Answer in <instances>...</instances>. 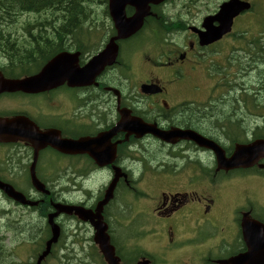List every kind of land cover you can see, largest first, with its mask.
Returning <instances> with one entry per match:
<instances>
[{"label": "flooded vegetation", "instance_id": "obj_1", "mask_svg": "<svg viewBox=\"0 0 264 264\" xmlns=\"http://www.w3.org/2000/svg\"><path fill=\"white\" fill-rule=\"evenodd\" d=\"M33 1L36 0H24L27 8L26 20L18 21L20 26L14 28L11 36L23 40L22 50H7L3 55L8 57L10 62L0 64V69H5L11 77H16L17 71L26 72L31 67L35 68L36 62L60 52L80 53L79 64L83 67L116 36V33L111 32V26L108 31H80L76 26L80 21L111 24L108 9L110 0H55L56 6H49L48 10L41 7L38 11H33V5H39ZM243 1L251 3L252 10L241 14L235 20L231 34L208 46L201 45L198 33L191 30L193 26L204 30L203 20L207 12L201 14V20H193V10L190 6L197 4V0H171L152 7L148 23L157 25V28L151 27V31L117 42L119 54L116 63L106 68L90 86L72 88L65 83L49 88L34 98H23L12 92L0 94V115L3 118L27 117L34 121L42 132H60L62 137L73 139L93 138L87 147H118V152L113 156L115 161L105 167L98 164L96 152L94 155H76L71 163L67 162V166H64L62 160H56L55 166L58 170H50L52 173L47 171L41 159L36 169L37 176L50 185L52 192L50 195L26 194L38 207L33 210L35 212L32 217L33 208L24 209V206L20 205L22 208L10 224L16 231L19 229L20 236L46 228L48 216L55 211V203L80 205L96 213L108 186L119 177L114 198L103 212L109 232L113 229L112 222H115L118 215L123 229V211L117 214L114 212V205L121 194L123 195L124 187L127 196L134 194V204H126L127 208L125 205L130 220V225L126 227L140 228L138 222L141 221L138 220L151 221L148 227H156L154 230L159 234L155 239H148V243L159 245L160 241L161 245L158 249H155V246L151 249L149 245L147 250H157L162 256L170 255L171 259H165L163 264H220L222 260L231 259L246 250L241 225L244 215L248 213L252 216L253 211L248 208L235 209L224 215L219 210L220 196L216 195L218 191L214 193L213 188L212 191L208 190L207 185L208 182L213 185H221L222 181L236 182L240 175H243L240 170L223 171L220 175L215 174V170L208 173L204 170L207 166L200 159L185 160L178 170H174L172 161L159 162L157 157H154L134 165L132 169H126L128 176L125 175L123 180V117L119 113L123 106L139 113L143 103L146 109L138 116L147 122L167 131L175 127L190 129L193 127L194 116H201V113L192 110L191 96L173 98L170 89L176 86L175 78H189L188 82L191 84L192 73L199 70L200 82L204 85L202 70L207 78L214 72H220V79L223 78L227 82L243 77L241 74H246L251 69L257 71L261 59L257 61L255 58L254 27L255 23L259 26L261 22L264 27V15H260L262 10H259V15L256 14L257 4L253 0ZM10 2L13 15H0V21L24 19L17 16L14 10L15 0ZM259 3L262 4L260 0ZM178 9L180 13H177ZM75 10L81 11L76 13ZM48 11H56L59 14H49ZM71 11L75 14L68 15ZM133 13L131 7L126 8L128 16ZM67 23L76 25L63 32L62 27ZM237 23H242V28L247 27V23L254 26L248 27L249 31H246L249 37H245L244 32L237 31ZM158 26L166 30L178 29L181 34L173 31L159 32L156 30ZM261 34L264 35V31ZM261 43L264 44V39ZM235 55L242 56L237 58L240 62ZM155 84H159L160 88ZM195 85L198 86V83ZM234 114L229 116L233 118ZM194 130L216 140L223 147H230L225 136L214 125L198 123ZM220 134L221 136H217ZM148 139L154 141L151 137ZM188 145L190 144L186 146ZM30 147L35 146L24 141L0 144V180L13 186L28 185L34 155ZM185 150H198L196 152L199 154L203 151L193 145ZM203 153L207 154L206 151ZM135 173L138 176L135 177ZM260 177L264 178V174ZM135 179L138 182L134 181ZM147 180H151V189L146 191L140 188L142 194H137L139 182ZM64 182L78 184L79 187L73 186L76 191H83L80 185L93 182L95 193L87 201L74 193L57 194L54 191L55 184ZM143 196L147 197L151 205L150 213L137 210L145 204L143 199L137 197ZM152 216L153 219H150ZM64 217L66 216L62 215L57 219L61 228L65 227V221L61 220ZM223 218L228 223L225 230L217 224V221ZM72 219L73 222L76 220ZM149 231H152L151 227ZM20 244L19 240L12 241L14 249H19ZM121 253L126 261L132 260L134 264H139V260L144 258L141 245L130 241L122 244ZM16 256L19 257L17 254ZM154 259L150 257L151 264Z\"/></svg>", "mask_w": 264, "mask_h": 264}, {"label": "rangeland", "instance_id": "obj_2", "mask_svg": "<svg viewBox=\"0 0 264 264\" xmlns=\"http://www.w3.org/2000/svg\"><path fill=\"white\" fill-rule=\"evenodd\" d=\"M71 1L74 2L75 0H71ZM197 1H198L197 4H194L192 7V9L195 11V13H199V14H201L203 12L213 13L219 7L218 0H197ZM253 1L257 4L256 5L257 9L261 7V5H259L260 4L259 0H253ZM260 1L262 4H264V0H260ZM197 6H200L199 7L200 9ZM186 12H188V10H186ZM177 13H180V9L177 10ZM195 13L192 14L191 17L197 19L194 16ZM21 42H23V40H21ZM235 56H236V59L238 57H242L239 55H235ZM237 61L240 62L238 59H237ZM263 67H259L257 69V71H255V72H254L255 69H251L246 74H241V75H244L243 77H241L243 80L241 85H244L246 83L244 86L246 89L249 88L253 92H256L258 90L257 86H255L257 84L256 81L259 79V77H258L259 73L264 71ZM218 69L221 71L220 67H218ZM202 75H203L202 77H203L204 86H200V90L198 92H196V93L201 94V96H205L208 98H210V97L217 98L220 95L219 94L220 90H229L227 88L225 89V87H223L222 84L216 85V86H211L213 79H211L210 77L207 78L205 76V72L203 70H202ZM240 80L241 79H238L237 82H235V83L239 84ZM226 86H231V84H227ZM178 94H180V90L178 91ZM234 96H239V92L238 91L235 92ZM254 122H256V124H259L261 122L263 123V120L255 118ZM155 145L157 146L158 143ZM181 151L182 150L177 149V150H174V153L182 154ZM127 152L131 154V152H133V150L129 149ZM155 152L157 153V148L155 149ZM188 153H190L192 155V157H194L192 152H188ZM184 155H186V154H184ZM156 157H157L156 159L159 162L165 161V163H168L169 161H174L173 159L169 158L168 151H166V150H164L161 154L157 155ZM207 158L209 159L208 160L209 162H211L213 160L211 157H207ZM45 161L47 163L50 162L49 156L45 159ZM184 162H185V160L179 159L177 161V164L180 167ZM53 171H48V172L52 173ZM93 185H94V183H89L87 186L89 187V186H93ZM139 187L142 188L143 190H146V191L150 190L151 189V180H147L145 182H139ZM227 187L222 192H220V194H219V195L222 194V196H220V199H219L220 203L218 204V206H219L220 212H222L224 215H226L230 211L231 207L234 204L241 202V199H242L241 191L246 186L232 185V186H229L228 188ZM233 188H234V190L230 191L229 193H225L227 190L233 189ZM100 190H101V187H100ZM247 191L253 192V198L254 199H258L259 197L262 198L264 196V185L263 184H256V186H254L252 188L250 186H248ZM124 194L125 193L123 191V195L121 194V197H119V199H118L119 201H117L114 205V209H115L114 212H116L118 214V213H121L123 211V229L121 228L122 222L120 220L119 221L115 220V222H112V224L114 226L113 230L116 229V232H117L118 241H119L118 244L120 246H122L121 244H125L126 240L132 242L133 244H140L142 247V251L144 253L143 254L144 256L149 257V258L150 257L155 258L154 264H163L164 262H166L165 259H171L170 255H165V254H163V256L161 254L159 255L157 250L155 252H149L147 250L149 245H150L149 247L151 249L153 246H155V249H158V246L161 245L160 241H158L159 245H156V244L152 245V243H148V239H155V237H158V234H159V232L157 230H154V228H156L154 226H150L153 232L149 231L150 227H148V224L151 221L150 222H143V220H138V221H141V222H138L141 225L140 228L134 227L133 229H131V228L126 227V225H130L129 224L130 220L128 218L127 210H126V208H127L126 204L133 205L134 201L132 199L131 201L127 202L131 198L125 197ZM78 197L80 199H84V196L82 194L78 195ZM143 200H145V204H143L137 210H143L145 212L150 213L151 205H150L149 201L147 200V197H145ZM85 201H87V200H85ZM122 201L124 204H122ZM260 204H262V200H259V205ZM125 205H126V208H125ZM259 205L256 203V206L258 208L262 209V207H260ZM121 207L123 210L120 209ZM61 220L65 221V224H64L65 225V230H64L65 239L63 241L62 247L59 249V251L57 253V256L55 254L54 257L48 259L45 264H98L96 257H95L96 251L98 253V249H97V247L93 241V236H94L93 229L88 225L84 226V225L78 224V223H77V225H75L76 223H74L73 221H69L66 217L62 218ZM217 224H218L219 228H223V230L227 229V227H228L227 226L228 223L224 220V218L221 221H217ZM157 226H158V223H157ZM125 234H127L128 237ZM7 247H9V245H7ZM27 254L24 253V256L27 257V263L32 262L31 264H35V258L33 255L34 252H29ZM4 256L0 257V261H3L5 259L7 261V263L13 264V261L11 260V258L7 254H5ZM97 259L100 260V258H98V257H97ZM3 264H6V263H3Z\"/></svg>", "mask_w": 264, "mask_h": 264}, {"label": "water", "instance_id": "obj_3", "mask_svg": "<svg viewBox=\"0 0 264 264\" xmlns=\"http://www.w3.org/2000/svg\"><path fill=\"white\" fill-rule=\"evenodd\" d=\"M121 2L123 0H112V3ZM132 1L133 5L137 8L136 15L127 20L123 21V15L121 17H116V27L119 33L118 39L123 37H128L132 35L140 26L143 24L144 17L147 15L149 10V4L154 3L158 4L164 0H127ZM113 6V4L111 5ZM249 9V5L240 2L239 0H231L223 4L220 8V11L214 17H208L205 19V27H207V32L203 34L200 32V37L206 43L213 42L219 38L226 31H229L233 22V19L237 17L240 12L243 10ZM219 22V28L213 27V22ZM213 39V40H212ZM202 41V43H205ZM104 57V56H103ZM101 55V58H103ZM63 61L62 58H58L52 63L56 65ZM191 137V136H190ZM201 146H205L214 151L219 169L231 170L240 167H250L257 161L261 156H264V141L259 140L251 145L239 146L236 148L235 153L231 158H226L225 152L217 146L215 143L203 139L198 135L194 134L192 138ZM60 151L72 153L73 149L77 147H54ZM34 184L40 190H43V186L34 180ZM0 188L3 189L9 196L17 197L23 200L22 196L15 193L14 190L0 182ZM106 202V201H105ZM104 202V203H105ZM58 212L55 215H58L60 212H65L67 214H76L79 215L84 221H93V218L90 216L88 211H85L78 207H69V206H57ZM100 218L101 205L98 208ZM52 218H50V223L53 225ZM97 230L95 241L99 244L100 249L102 250L107 262L109 264H120L119 258L115 255V249L111 246L110 237L107 234V226L100 219L98 222L93 224ZM54 236L48 243L47 251L45 254L50 252L52 243L56 242L59 237V228L53 225ZM243 235L245 242L248 247V251L236 258L231 259L224 264H264V225L257 222L246 221L243 224ZM42 259V258H41ZM40 259V260H41ZM39 260V261H40Z\"/></svg>", "mask_w": 264, "mask_h": 264}, {"label": "trees", "instance_id": "obj_4", "mask_svg": "<svg viewBox=\"0 0 264 264\" xmlns=\"http://www.w3.org/2000/svg\"><path fill=\"white\" fill-rule=\"evenodd\" d=\"M5 1H6L5 3H2L3 6H1V10L5 8V13H7V12L9 11V6H8V3H7V0H5ZM42 2H43V1H38V0L33 1V3H35V4H41ZM15 5H16L17 7L20 6V8H22V9H26V6H25V3H24V0H17L16 3H15ZM38 7H39L38 5H35V6H34V8H38ZM68 9L71 10V8H68ZM79 11H81V10H75L76 13H78ZM69 14H73V15H74L75 13H74L73 11H71V12L68 13V15H69ZM75 25H76V24H71V23L64 24L63 27H62V29L64 30L63 32L71 30L73 27H75ZM76 26H78V24H77ZM256 45H257V43H256ZM216 119H217V118H216ZM216 119H215V120H216ZM237 124L240 125V121H239ZM241 124H242V123H241ZM257 135H258V134H257ZM41 247H43V244L41 245Z\"/></svg>", "mask_w": 264, "mask_h": 264}, {"label": "bare ground", "instance_id": "obj_5", "mask_svg": "<svg viewBox=\"0 0 264 264\" xmlns=\"http://www.w3.org/2000/svg\"><path fill=\"white\" fill-rule=\"evenodd\" d=\"M75 4V3H74Z\"/></svg>", "mask_w": 264, "mask_h": 264}]
</instances>
